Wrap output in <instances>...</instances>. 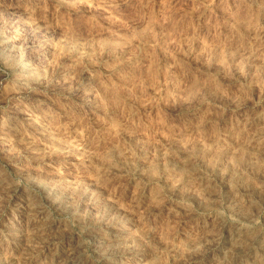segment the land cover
Returning <instances> with one entry per match:
<instances>
[{
    "label": "rangeland",
    "instance_id": "1",
    "mask_svg": "<svg viewBox=\"0 0 264 264\" xmlns=\"http://www.w3.org/2000/svg\"><path fill=\"white\" fill-rule=\"evenodd\" d=\"M0 264H264V0H0Z\"/></svg>",
    "mask_w": 264,
    "mask_h": 264
},
{
    "label": "bare ground",
    "instance_id": "2",
    "mask_svg": "<svg viewBox=\"0 0 264 264\" xmlns=\"http://www.w3.org/2000/svg\"><path fill=\"white\" fill-rule=\"evenodd\" d=\"M201 178V177H200ZM31 203V202H30Z\"/></svg>",
    "mask_w": 264,
    "mask_h": 264
}]
</instances>
